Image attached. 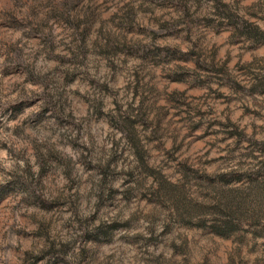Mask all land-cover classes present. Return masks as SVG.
Wrapping results in <instances>:
<instances>
[{
	"label": "rangeland",
	"instance_id": "rangeland-1",
	"mask_svg": "<svg viewBox=\"0 0 264 264\" xmlns=\"http://www.w3.org/2000/svg\"><path fill=\"white\" fill-rule=\"evenodd\" d=\"M0 264H264V0H0Z\"/></svg>",
	"mask_w": 264,
	"mask_h": 264
}]
</instances>
